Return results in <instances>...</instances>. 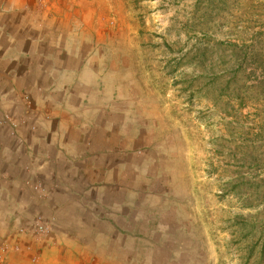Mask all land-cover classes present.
Segmentation results:
<instances>
[{
    "label": "rangeland",
    "instance_id": "1",
    "mask_svg": "<svg viewBox=\"0 0 264 264\" xmlns=\"http://www.w3.org/2000/svg\"><path fill=\"white\" fill-rule=\"evenodd\" d=\"M54 1L109 37L125 70L97 138L102 185H50L21 219L39 258L264 264V0ZM33 2L0 0V15ZM26 100L0 103L16 121L0 132L37 133Z\"/></svg>",
    "mask_w": 264,
    "mask_h": 264
},
{
    "label": "crops",
    "instance_id": "2",
    "mask_svg": "<svg viewBox=\"0 0 264 264\" xmlns=\"http://www.w3.org/2000/svg\"><path fill=\"white\" fill-rule=\"evenodd\" d=\"M18 5L5 10L17 8L15 15L23 19L0 15V103L16 109L28 98L32 108L24 117L38 131L0 132V244L7 247L6 264H65L48 248L39 258L37 239L20 234L21 219L33 201L49 197L50 185H102L104 150L97 138L103 137L108 109L122 100L119 79L125 67L113 56L109 37L56 16L54 0H34L22 10ZM13 121L4 114L0 126Z\"/></svg>",
    "mask_w": 264,
    "mask_h": 264
},
{
    "label": "built area",
    "instance_id": "3",
    "mask_svg": "<svg viewBox=\"0 0 264 264\" xmlns=\"http://www.w3.org/2000/svg\"><path fill=\"white\" fill-rule=\"evenodd\" d=\"M41 231L45 228L40 227ZM7 254V247L4 244H0V264H6V255Z\"/></svg>",
    "mask_w": 264,
    "mask_h": 264
}]
</instances>
